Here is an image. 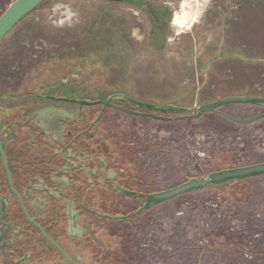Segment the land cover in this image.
Wrapping results in <instances>:
<instances>
[{
  "label": "rangeland",
  "instance_id": "obj_1",
  "mask_svg": "<svg viewBox=\"0 0 264 264\" xmlns=\"http://www.w3.org/2000/svg\"><path fill=\"white\" fill-rule=\"evenodd\" d=\"M13 1L0 0V15ZM182 1L45 0L0 41V93L68 80L70 92H124L188 114L228 96L264 97V0H209L180 33ZM221 110L245 119L264 106ZM151 127L148 148L138 126L135 151L141 164L149 150L152 191L264 162V118L207 112ZM130 224L133 264H264V175L179 195Z\"/></svg>",
  "mask_w": 264,
  "mask_h": 264
},
{
  "label": "flooded vegetation",
  "instance_id": "obj_2",
  "mask_svg": "<svg viewBox=\"0 0 264 264\" xmlns=\"http://www.w3.org/2000/svg\"><path fill=\"white\" fill-rule=\"evenodd\" d=\"M62 82L0 93V264H133L130 223L162 191L151 190L149 150L137 157L138 126L145 142L152 123L188 118Z\"/></svg>",
  "mask_w": 264,
  "mask_h": 264
},
{
  "label": "water",
  "instance_id": "obj_3",
  "mask_svg": "<svg viewBox=\"0 0 264 264\" xmlns=\"http://www.w3.org/2000/svg\"><path fill=\"white\" fill-rule=\"evenodd\" d=\"M45 0H14L6 10L0 15V41L27 15L34 11L38 6H40ZM130 102L135 103L140 107H145L154 111L166 112V113H179L181 114L179 118H200L204 113L216 112L225 115L231 120L239 123L252 122L255 119L264 117V114L257 115L248 119H240L233 115L224 113L221 108L228 104H255L264 106V97L258 96H228L218 99L211 103L201 104L197 108L196 114H188L190 108L175 106L173 104L169 105H153L150 103H145L142 101H137L134 99H129ZM90 104V102H86ZM168 119V118H167ZM264 175V162L227 168L219 171H214L201 178H190L188 181L181 183L170 189L162 190L160 192L151 193L147 196V201L141 210L137 214H140L145 209H148L154 205L169 201L179 195L205 189L209 186L240 181L244 179H249L256 176Z\"/></svg>",
  "mask_w": 264,
  "mask_h": 264
},
{
  "label": "bare ground",
  "instance_id": "obj_4",
  "mask_svg": "<svg viewBox=\"0 0 264 264\" xmlns=\"http://www.w3.org/2000/svg\"><path fill=\"white\" fill-rule=\"evenodd\" d=\"M209 0H183L178 13L174 17V24L180 33L183 29H190L201 17Z\"/></svg>",
  "mask_w": 264,
  "mask_h": 264
}]
</instances>
